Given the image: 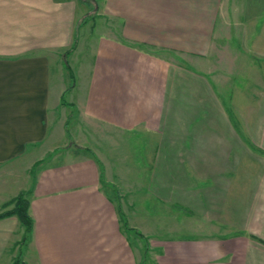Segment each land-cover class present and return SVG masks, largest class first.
Returning a JSON list of instances; mask_svg holds the SVG:
<instances>
[{
    "label": "crops",
    "instance_id": "0c3cea01",
    "mask_svg": "<svg viewBox=\"0 0 264 264\" xmlns=\"http://www.w3.org/2000/svg\"><path fill=\"white\" fill-rule=\"evenodd\" d=\"M251 1L249 15L235 0H96L107 23L77 27L79 0H0V213L26 193L23 263L137 264L123 208L148 264H264V168L239 170L217 125L247 104L249 45L264 115V1ZM61 96L89 128L143 137L142 157L119 140L111 159L82 143L47 157ZM22 232L0 218V264Z\"/></svg>",
    "mask_w": 264,
    "mask_h": 264
},
{
    "label": "rangeland",
    "instance_id": "374dc122",
    "mask_svg": "<svg viewBox=\"0 0 264 264\" xmlns=\"http://www.w3.org/2000/svg\"><path fill=\"white\" fill-rule=\"evenodd\" d=\"M264 1V0H263ZM80 3L85 2V0H79ZM238 9H242L243 11L248 9V14L251 15L254 12V6L256 1L246 0V1H238L235 0L234 2ZM264 3V2H263ZM260 4V3H259ZM96 0H89V4L83 3V5L80 8L78 19H77V27L78 26H92L95 23H100L101 25H105L107 20H97L95 14H97L98 17L100 14V11L97 10L95 7ZM84 21V22H83ZM106 22L105 24H102ZM94 26V25H93ZM87 34L85 33V36ZM253 45H249L248 50V67L245 69V71L248 73V97H247V104L244 107V103L242 102L240 107H236L234 111L228 116L225 117V115H222L223 118H218L217 115V125L223 126L225 125V118H226V124H230V126L233 129H230V126L228 127V130L224 131V134L221 136L224 138H230L231 140L235 139L236 144L230 145L226 147L228 148L231 153H229L230 158L232 159L238 158V169L239 170H253L254 169H263L264 168V127L259 123L261 120L264 121V115H259L261 113L258 112L260 108L256 107V100L258 93L257 86H256V61L258 57L255 55L256 50L253 48ZM257 57V58H256ZM63 62V68H64V61ZM67 64V63H66ZM65 70V68H64ZM66 71V70H65ZM67 72V71H66ZM72 83L67 87L70 88ZM233 108V107H232ZM54 118H56L57 122V135L60 136L62 139L58 146L54 148V152H49L47 154V157H50L52 154H56L57 159L61 160L64 157H68V154L63 153L64 149L66 148H75L78 146L79 143H82L81 145H85L87 148L84 149V151L87 153V155H91L92 157H99L101 158L102 155L107 156L111 159V151H112V140H119L118 135H115V132L112 133V131H109L108 129H102L100 125H92L91 128H89V124H85V122L80 121L79 119L75 118L73 105L69 103L68 100L63 99L61 96L59 106L56 108L55 113L52 115ZM64 123V125H63ZM93 124V123H91ZM264 124V122H263ZM61 126L62 130L61 131ZM228 126V125H227ZM223 133V131H222ZM121 139L118 142H121V144L126 143L127 147H130L133 152L132 156L135 158H138L143 154V145H142V139L143 137H136L131 138L129 137H120ZM231 142V141H230ZM234 142V140H233ZM232 143V142H231ZM51 148V147H49ZM147 148V147H146ZM80 149V148H78ZM82 150V149H80ZM228 151V152H229ZM70 155V154H69ZM142 157V156H141ZM104 163L109 164L113 163L114 167L117 169L119 166L118 161L112 162V160H106ZM127 166V163H125ZM35 167V166H34ZM100 168L102 169L101 165ZM101 184L102 186L107 187V183L104 181L102 172H101ZM104 188V187H103ZM112 191V190H111ZM115 197H117L119 194L115 189H113V193H111ZM121 194V193H120ZM24 199H27L26 193L23 195ZM121 195L119 196L120 199ZM8 203V209L12 207V204ZM119 213V218H121V229L123 234L127 239H129L133 245H136V253H137V260L139 258L138 254H142L141 258L138 260L139 262L137 264H148V257L145 255V251L148 250L147 248V239L142 237L138 231H134L130 228L129 224L126 222V217H128V210L125 212V210L120 208L117 210ZM130 213H133V210H130ZM125 222V227H123V222ZM139 239V241H133L131 238L133 237ZM22 237V236H21ZM30 237V235H29ZM139 237V238H138ZM29 238L25 240L24 243L18 242L17 246H13V259H11V263L14 261H17L18 264H25L23 261L28 262L29 256L27 251V248H29ZM149 244V242H148ZM139 252V253H138ZM28 258V259H27ZM30 260V259H29ZM10 263V264H11ZM30 264V263H29Z\"/></svg>",
    "mask_w": 264,
    "mask_h": 264
},
{
    "label": "trees",
    "instance_id": "16d2710c",
    "mask_svg": "<svg viewBox=\"0 0 264 264\" xmlns=\"http://www.w3.org/2000/svg\"><path fill=\"white\" fill-rule=\"evenodd\" d=\"M83 3L89 4V0H85V2ZM73 47L74 45H72L71 50L73 49ZM64 68L67 71L68 77L70 79V84H71L73 81L71 70L69 69L66 63H64ZM23 195L24 193H20L16 197L11 199L9 203L12 204V207L0 213V218L7 217V216H14L17 219L20 227L23 230L22 237L19 241L20 243H24L25 240L29 238V235L32 230V225H33L32 220L27 213L28 201L27 199H24ZM6 205L8 206V203ZM120 222H121V218H120ZM122 222H123V227H125L126 225L125 222L123 220ZM11 264H18V262L14 261Z\"/></svg>",
    "mask_w": 264,
    "mask_h": 264
}]
</instances>
